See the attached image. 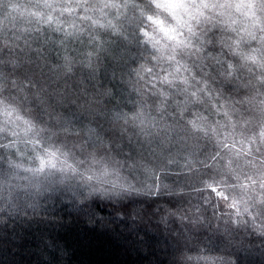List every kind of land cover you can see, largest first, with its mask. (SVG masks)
Returning a JSON list of instances; mask_svg holds the SVG:
<instances>
[{"label":"clouds","instance_id":"obj_1","mask_svg":"<svg viewBox=\"0 0 264 264\" xmlns=\"http://www.w3.org/2000/svg\"><path fill=\"white\" fill-rule=\"evenodd\" d=\"M0 264H264V0H0Z\"/></svg>","mask_w":264,"mask_h":264},{"label":"trees","instance_id":"obj_2","mask_svg":"<svg viewBox=\"0 0 264 264\" xmlns=\"http://www.w3.org/2000/svg\"><path fill=\"white\" fill-rule=\"evenodd\" d=\"M103 251H104V245H103V243H101L99 247H97L96 249H94V252L95 253H102ZM93 258H96V257H93ZM99 259L106 260V259H108V257L101 255V256H99Z\"/></svg>","mask_w":264,"mask_h":264}]
</instances>
